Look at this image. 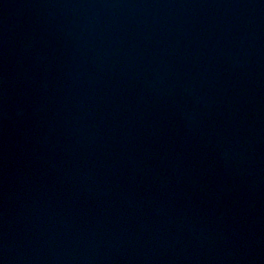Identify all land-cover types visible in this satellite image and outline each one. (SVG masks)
<instances>
[{
	"label": "water",
	"instance_id": "1",
	"mask_svg": "<svg viewBox=\"0 0 264 264\" xmlns=\"http://www.w3.org/2000/svg\"><path fill=\"white\" fill-rule=\"evenodd\" d=\"M0 264H264V0H0Z\"/></svg>",
	"mask_w": 264,
	"mask_h": 264
}]
</instances>
